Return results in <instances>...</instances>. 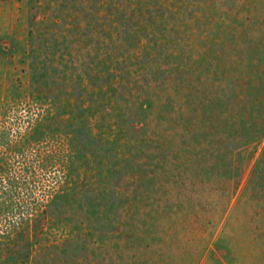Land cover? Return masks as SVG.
Returning <instances> with one entry per match:
<instances>
[{"label": "rangeland", "instance_id": "1", "mask_svg": "<svg viewBox=\"0 0 264 264\" xmlns=\"http://www.w3.org/2000/svg\"><path fill=\"white\" fill-rule=\"evenodd\" d=\"M5 254L264 264V0H0Z\"/></svg>", "mask_w": 264, "mask_h": 264}, {"label": "trees", "instance_id": "2", "mask_svg": "<svg viewBox=\"0 0 264 264\" xmlns=\"http://www.w3.org/2000/svg\"><path fill=\"white\" fill-rule=\"evenodd\" d=\"M22 220L23 219H20V221H22ZM10 241H13L12 238H10V237L7 236V240H6V244H5L6 247L9 246V244H7V243L10 242ZM8 262H10V260H9V258H7L6 254H5L4 257H3V260H1L0 263L1 264H8Z\"/></svg>", "mask_w": 264, "mask_h": 264}]
</instances>
